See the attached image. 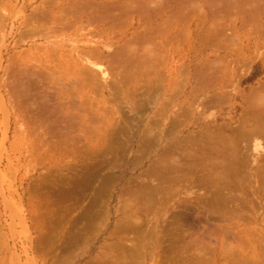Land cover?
<instances>
[{"label": "rangeland", "instance_id": "374dc122", "mask_svg": "<svg viewBox=\"0 0 264 264\" xmlns=\"http://www.w3.org/2000/svg\"><path fill=\"white\" fill-rule=\"evenodd\" d=\"M262 118L264 0H0V264H264Z\"/></svg>", "mask_w": 264, "mask_h": 264}, {"label": "bare ground", "instance_id": "6f19581e", "mask_svg": "<svg viewBox=\"0 0 264 264\" xmlns=\"http://www.w3.org/2000/svg\"><path fill=\"white\" fill-rule=\"evenodd\" d=\"M222 1V0H221ZM79 2V1H78ZM89 3V2H88ZM222 3V2H221ZM229 3V2H228ZM74 5V4H73ZM72 5V6H73ZM75 5H79V4H75ZM87 5V7L89 6L88 4H86ZM229 6V5H228ZM85 7V6H84ZM234 7V6H233ZM78 8V7H77ZM82 8V7H81ZM112 8V7H111ZM71 9V8H70ZM70 9L68 10V11H70ZM78 9H80V8H78ZM84 9V8H83ZM99 9V8H98ZM93 10V9H92ZM72 11V10H71ZM90 11H91V9H90ZM108 11V10H107ZM113 11V10H112ZM77 12V11H76ZM80 12V11H79ZM94 12H95V10H94ZM97 12V11H96ZM99 12V11H98ZM66 13V12H65ZM78 13V12H77ZM93 13V12H92ZM114 13V12H113ZM80 14V13H79ZM81 14H82V12H81ZM86 14H89V12L88 13H86ZM96 14V13H95ZM109 14V13H108ZM111 14L112 13H110V16H111ZM72 15V14H71ZM76 15V14H75ZM106 15H107V13H106ZM78 16V15H77ZM97 16H98V14H97ZM115 16V15H114ZM90 17V16H89ZM101 17L103 18V17H105V18H108V17H106V16H102L101 15ZM110 18V17H109ZM111 18H114V17H111ZM110 18V19H111ZM115 19V18H114ZM248 22V21H247ZM242 25V24H241ZM240 25V26H241ZM95 51V50H94ZM198 73V72H197ZM240 92V91H239ZM255 92V91H254ZM253 92V93H254ZM252 93V94H253ZM225 95H227V94H225ZM219 97V96H218ZM222 97H223V95H222ZM228 97V96H227ZM221 98V97H220ZM208 103V102H207ZM256 115V114H255ZM260 115H262V114H260ZM258 116H259V114H258ZM262 119H264V118H262ZM261 122V121H260ZM174 123V122H173ZM258 125V124H257ZM171 126V125H170ZM225 126V125H224ZM227 126V125H226ZM238 127V126H237ZM177 128V127H176ZM222 128V127H221ZM173 127L171 128H167L164 132H163V135L161 136V140H160V147H161V154L164 156V157H166L165 155H167V153L169 152H171L170 150L174 147V148H177L176 147V143H177V141H176V133H174V131H173ZM224 129V128H223ZM176 130V129H175ZM217 130V129H216ZM233 130V129H232ZM177 131H178V129H177ZM262 131V129H261V127H259V126H256L255 125V127H253V128H251V130L248 132V134H247V137L248 136H250V139H251V135H253V132H256L257 133V135H258V133L259 132H261ZM218 133V132H217ZM216 133V134H217ZM203 134H204V132H203ZM260 134V133H259ZM238 135V134H237ZM245 137H246V133L245 134H243ZM206 136V135H205ZM239 136V135H238ZM240 136H242V133L240 134ZM254 136V135H253ZM202 137V136H201ZM246 137V138H247ZM206 138H208V137H206ZM238 139V138H237ZM247 139H249V138H247ZM178 140V139H177ZM207 140V139H206ZM232 140V139H231ZM241 140H243V139H240L239 141H241ZM181 141H184V140H181ZM190 141V140H189ZM207 145V144H206ZM210 145V144H209ZM235 146V145H234ZM184 147H186V146H184ZM227 147V146H226ZM220 148V147H219ZM218 148V149H219ZM160 149V148H159ZM194 149V148H193ZM196 149H198V148H196ZM177 150V149H176ZM182 151L184 152V150L182 149ZM192 151V150H191ZM180 152V151H179ZM217 151L215 150V153H216ZM220 152V151H219ZM218 152V153H219ZM173 153V152H172ZM205 153V152H204ZM217 153V154H218ZM222 153H223V151H222ZM221 152H220V154L221 155H224V153L222 154ZM206 154V153H205ZM219 154V155H220ZM231 154V153H230ZM177 155H179V154H177ZM186 155V154H185ZM208 155V154H207ZM207 155H206V157H207ZM232 155V154H231ZM233 155H235L234 153H233ZM227 156H229V155H227ZM161 157V156H160ZM191 157V156H190ZM225 157H226V155H225ZM184 158V157H183ZM187 158H188V156H187ZM194 158V157H193ZM205 158V157H204ZM215 158V157H214ZM232 158V157H231ZM231 158H228L227 157V160L229 159H231ZM166 159V158H165ZM221 159V158H220ZM226 159V158H225ZM155 160V159H154ZM160 160V159H159ZM193 160V159H192ZM211 160H213V159H211ZM222 160V159H221ZM157 161V160H156ZM166 161H168V160H166ZM164 162L166 165L168 164H170V163H167V162ZM182 161H185V160H182ZM187 161V160H186ZM195 160H193V162L191 161V165H192V163H193V165H195L194 163H196V162H194ZM223 161V160H222ZM232 161V160H231ZM236 161V160H235ZM158 162V161H157ZM177 162V161H176ZM187 162H189V161H187ZM173 163V162H172ZM200 163V162H199ZM237 163V162H236ZM239 164V163H238ZM237 164V165H238ZM165 165V166H166ZM197 165V164H196ZM164 166V167H165ZM205 166V165H204ZM231 166V165H230ZM235 166V165H234ZM170 167H171V165H170ZM186 167H188V166H186ZM195 167V166H194ZM227 167V166H226ZM226 167H225V169H226ZM165 168H167L168 169V166L167 167H165ZM164 168V169H165ZM173 168V167H172ZM163 169V170H164ZM228 169V168H227ZM239 169V168H238ZM237 169V170H238ZM184 170V169H183ZM185 171V170H184ZM180 172V171H179ZM213 172V171H212ZM232 172V171H231ZM233 172H236V170L235 171H233ZM223 173V172H222ZM229 173H230V171H229ZM186 174V173H185ZM206 174V173H205ZM227 174V173H226ZM234 174V173H233ZM236 174V173H235ZM223 175V174H222ZM221 175V176H222ZM178 176V175H177ZM188 177H189V175H187ZM183 178V177H185V176H183L182 174L180 175V178ZM163 179H166V177L164 178V177H162ZM176 178V177H175ZM175 178H174V180H175ZM181 178V179H182ZM173 179V178H172ZM184 179V178H183ZM229 179V178H228ZM161 180V179H160ZM194 180V179H193ZM164 181V180H163ZM179 181H181V180H179ZM178 181V182H179ZM227 181H229V180H227ZM226 181V182H227ZM173 183V182H172ZM229 183V182H228ZM232 184V183H231ZM230 186V185H229ZM224 188V187H223ZM231 188V187H230ZM217 189V188H216ZM214 190V189H213ZM220 189H218L217 191H219ZM224 190H225V188H224ZM211 192V191H210ZM214 192V191H213ZM216 192V191H215ZM226 193V192H225ZM212 194H214V193H212ZM218 197V196H217ZM227 197V196H226ZM232 197V196H231ZM216 198V197H215ZM229 198V197H228ZM210 199V198H209ZM217 199H219V198H217ZM242 199V198H241ZM220 200V199H219ZM228 200V199H227ZM236 200H237V198H236ZM208 202H209V200H208ZM206 203V202H205ZM248 203V202H247ZM221 204H223V203H221ZM220 203H219V206L221 205ZM229 204V203H228ZM228 204L226 205V206H228ZM208 205H209V203H208ZM207 205V206H208ZM236 205H237V203H236ZM214 206V205H213ZM241 206V203H238V205L237 206H235V207H237V208H235V207H232L233 209H231L233 212L234 211H236V209H237V212H239V210L241 209V208H239ZM215 207V206H214ZM224 207V206H223ZM249 208V207H248ZM205 209V208H204ZM208 209V208H207ZM221 209V208H220ZM222 210V209H221ZM242 210V209H241ZM210 212V211H209ZM216 212H218V210H216ZM221 212V211H220ZM237 215V214H236Z\"/></svg>", "mask_w": 264, "mask_h": 264}]
</instances>
